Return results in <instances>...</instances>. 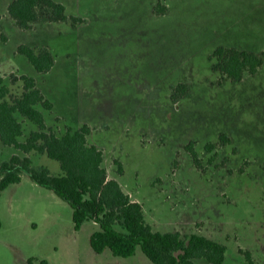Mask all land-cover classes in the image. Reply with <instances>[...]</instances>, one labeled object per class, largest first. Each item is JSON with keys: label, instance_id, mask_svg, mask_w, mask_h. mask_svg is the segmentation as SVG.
Returning a JSON list of instances; mask_svg holds the SVG:
<instances>
[{"label": "rangeland", "instance_id": "obj_1", "mask_svg": "<svg viewBox=\"0 0 264 264\" xmlns=\"http://www.w3.org/2000/svg\"><path fill=\"white\" fill-rule=\"evenodd\" d=\"M53 1L83 22L39 24L32 34L17 29L18 36L4 31L9 42L4 47L0 41V88H7V99L23 92L12 76L25 75L53 104L49 112L38 107L48 130L61 136L87 125L89 142L101 146L108 179L141 204L152 231L198 234L223 244V264H264V66L231 83L209 59L217 47L240 44L254 29L264 32V0ZM157 4L169 12L157 15ZM19 38L22 44H53L52 69L37 73L24 56H8ZM178 84L188 94L174 100ZM15 118L23 143L36 126ZM220 134L233 144L218 143ZM190 142L197 165L186 150ZM207 144H214L210 152ZM13 155L60 173L46 155L0 142V163ZM23 178L0 196V264H27L28 258L151 264L139 249L128 258L94 253L89 236L97 225L84 222L75 232L70 207Z\"/></svg>", "mask_w": 264, "mask_h": 264}, {"label": "trees", "instance_id": "obj_2", "mask_svg": "<svg viewBox=\"0 0 264 264\" xmlns=\"http://www.w3.org/2000/svg\"><path fill=\"white\" fill-rule=\"evenodd\" d=\"M158 7V8H157ZM165 7L157 4L154 13L160 15ZM7 15L14 26L30 30L42 22H70L75 26L82 19L67 16L65 7L53 0H13L7 6ZM1 41L5 37L0 34ZM16 53L24 56L37 73H46L54 66V59L46 48L34 49L21 44ZM213 71L231 83H238L245 73L254 75L264 65V50L259 53L217 47L210 55ZM12 80L23 83V92L17 98L7 99V88H0V142L25 154H44L58 163L60 173L51 175L45 167H33L28 158L16 155L0 163V196L11 185L20 183L23 176L33 184L51 192L71 209L73 230L79 231L84 222H93L97 230L89 236V246L96 254L108 250L114 257L128 258L139 249L151 264H194L204 259L208 264H223L226 247L198 234L154 232L144 220L141 204L132 201L118 182L108 179L103 166L102 152L88 142L91 133L87 125L65 131L57 136L47 129L41 109L49 112L52 104L36 87L35 80L25 75ZM187 95V87L178 84L173 89L174 100ZM15 114L35 124L25 142H19L22 125ZM218 143L231 144L220 134ZM214 144H207L210 152ZM190 159L197 165V154L190 142L186 146ZM119 172L120 164L115 160ZM1 228V220H0ZM249 262L250 255L244 253ZM27 264H48L46 259L28 258Z\"/></svg>", "mask_w": 264, "mask_h": 264}, {"label": "crops", "instance_id": "obj_3", "mask_svg": "<svg viewBox=\"0 0 264 264\" xmlns=\"http://www.w3.org/2000/svg\"><path fill=\"white\" fill-rule=\"evenodd\" d=\"M13 0H0V30H1V33L5 36V42H3V41H1L2 42V45L5 47V45H7L8 44V42H9V37L4 33V31L5 30H11L10 32L12 33V34H14V35H17L18 34V30L19 31H21V29H19V28H17L16 26H14V24H13V21L8 17V15H7V6L9 5V3L10 2H12ZM162 6V5H161ZM165 7V12L163 13V14H160V15H166L168 12H169V10H168V7L165 5L164 6ZM158 15V14H157ZM5 17H8L7 19H9V24L7 25V27H5V28H3V27H1V25H2V21H3V19H5ZM51 22H48V21H42V22H40V23H38V24H36V25H34V27L32 28V29H30V30H26L25 32H27V33H29V34H32L30 31H33V30H35V28H36V26L37 25H39V24H42V25H45V24H50ZM2 28V29H1ZM18 29V30H17ZM3 30V31H2ZM24 31V30H23ZM249 33V31H246L245 33H244V35H243V38H245L246 36H247V34ZM18 36V35H17ZM22 40L19 38V39H17L16 41H15V43L13 44V46H10L9 47V51H8V56H9V54L10 55H14V54H16V49H17V47L19 46V45H21L23 42H21ZM33 43H36L37 45H39V46H41L42 48H46V49H48L49 51H50V53L52 54V56H53V54L55 53V51H54V45L53 44H49V45H45V46H42V43L41 42H33V41H30V42H28V43H26V44H24V45H28V46H30V47H32V46H34L33 45ZM53 46V47H52ZM227 48H233V49H236V50H238V51H247V52H252V53H259V52H261V51H263L264 50V32H262L261 30H257V29H254V30H252V35L250 36V37H248V38H246V39H243L242 40V42L240 43V44H232V45H229V46H227ZM1 58H3L2 56H1ZM1 61V60H0ZM30 64V63H29ZM264 66V65H263ZM263 66H261V67H263ZM260 67V68H261ZM259 68V69H260ZM259 69H258V71H259ZM258 71L254 74V75H256L257 73H258ZM254 75H249V77L250 76H254ZM243 79H244V76H243ZM242 79V80H243ZM241 80V81H242ZM36 83V82H35ZM36 87H37V83H36ZM38 88V87H37ZM187 94H188V92H187ZM187 96V95H186ZM185 96V97H186ZM50 102V101H49ZM51 103V102H50ZM52 104V103H51ZM52 107H53V104H52ZM228 137V136H227ZM229 138V137H228ZM230 139V138H229ZM230 141H231V139H230ZM88 142H89V140H88ZM90 144H92V145H94L98 150H100V148H101V146L100 145H98V144H96L95 142H89ZM231 143H232V141H231ZM233 144V143H232ZM101 152H102V150H100ZM102 158H103V162H104V156H103V152H102ZM23 180H24V178L23 179H21V181H20V183H18V184H15V185H11V186H16V187H18L19 185H21V183L23 182ZM116 181V180H115ZM117 182V181H116ZM32 183V182H31ZM33 185H35V184H33ZM11 186H9V187H11ZM6 190V189H5ZM5 190L2 192V193H4L5 192ZM1 220V219H0ZM1 228H2V222H1ZM0 228V229H1Z\"/></svg>", "mask_w": 264, "mask_h": 264}]
</instances>
